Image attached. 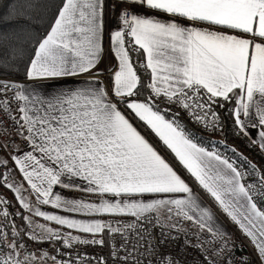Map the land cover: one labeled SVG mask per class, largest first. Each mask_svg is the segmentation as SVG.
<instances>
[{
  "label": "snow or ice",
  "instance_id": "6c2138e0",
  "mask_svg": "<svg viewBox=\"0 0 264 264\" xmlns=\"http://www.w3.org/2000/svg\"><path fill=\"white\" fill-rule=\"evenodd\" d=\"M218 108L264 158V0H0V264H264V165L181 119Z\"/></svg>",
  "mask_w": 264,
  "mask_h": 264
},
{
  "label": "trees",
  "instance_id": "16d2710c",
  "mask_svg": "<svg viewBox=\"0 0 264 264\" xmlns=\"http://www.w3.org/2000/svg\"><path fill=\"white\" fill-rule=\"evenodd\" d=\"M136 59V57H134ZM19 78H23L22 76H17ZM175 111V109H174ZM221 117L225 121V130L223 133L216 132H206L201 130L197 125L193 124L191 121L188 120L187 116L184 113H181V119L187 124L188 127L192 128L195 132V134L198 137H202L205 141V146H208V140H223L226 141L227 145L234 146L240 153H242L244 156L248 157L252 162L257 163L258 165H264V158L259 156L256 151L250 149L249 147H246V141L242 138H238L233 135L232 129H231V123L232 121L228 118L226 112L222 109L221 110ZM217 136V137H216ZM217 148H219L221 151H226L223 147V145H217ZM228 155H231V153H227ZM101 250V249H100ZM106 252L107 250H103Z\"/></svg>",
  "mask_w": 264,
  "mask_h": 264
},
{
  "label": "crops",
  "instance_id": "0c3cea01",
  "mask_svg": "<svg viewBox=\"0 0 264 264\" xmlns=\"http://www.w3.org/2000/svg\"><path fill=\"white\" fill-rule=\"evenodd\" d=\"M136 11L138 13H144L145 12V9L142 8V7H140V8H137ZM149 14H151V13H149ZM105 45L107 46V40H106V38H105ZM111 63H114V60L112 58L111 53H109L107 51V56L104 59V62L100 65V67L101 68H104L105 66H110ZM132 122L138 128V130H140L142 132V134H144L146 136V138L149 139V141L157 148V150L165 157V159L170 164H172L173 167L176 168V170L182 176H184V178L186 180L189 181V183H191L190 178L185 174L184 170L177 163V161L175 160L174 156L161 145V143L158 141V138H156L150 131H147L142 124L137 123L136 120L133 119ZM9 195H10L11 199L14 201L13 193L11 191H9ZM64 195L65 196H79V195H81V193H75V192H67V191H65L64 192ZM205 199L207 200V197H205ZM209 203H210V201H209ZM17 207H18V205H17ZM217 215L219 216V219L221 221H223L224 225L227 226V229H228L229 232H232V233L238 232L237 229H236V227L228 221V219L224 216V214L220 213L217 210Z\"/></svg>",
  "mask_w": 264,
  "mask_h": 264
},
{
  "label": "built area",
  "instance_id": "2783aa9c",
  "mask_svg": "<svg viewBox=\"0 0 264 264\" xmlns=\"http://www.w3.org/2000/svg\"><path fill=\"white\" fill-rule=\"evenodd\" d=\"M113 26H114V21H113V19L111 17H109L108 18V28L111 29ZM106 40H107V37H106ZM105 49H106V51H105V58H106V56H107V46L106 45H105ZM14 79L22 80L23 78L14 77ZM221 110L222 109H219V108L217 109V111L220 113V115H221ZM17 175H19V173H17ZM8 193H9L8 189H6L5 187L0 186V194H2L3 197H6L9 200V198L7 197ZM235 238H236V240L238 242H243V244L245 245V248H244V252L245 253H251V248L247 247V243H248L247 240H245L244 237H242L239 232L235 233ZM44 247H47V245L45 244ZM87 251H89V252H92V251L100 252L101 250L99 248H97V249L89 248V249H87Z\"/></svg>",
  "mask_w": 264,
  "mask_h": 264
},
{
  "label": "rangeland",
  "instance_id": "374dc122",
  "mask_svg": "<svg viewBox=\"0 0 264 264\" xmlns=\"http://www.w3.org/2000/svg\"><path fill=\"white\" fill-rule=\"evenodd\" d=\"M216 137H217V136H216ZM7 197L9 198V200H12L11 197H10V195H9V193L7 194Z\"/></svg>",
  "mask_w": 264,
  "mask_h": 264
}]
</instances>
